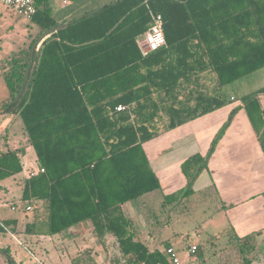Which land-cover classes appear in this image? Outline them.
Returning <instances> with one entry per match:
<instances>
[{"label":"trees","instance_id":"trees-1","mask_svg":"<svg viewBox=\"0 0 264 264\" xmlns=\"http://www.w3.org/2000/svg\"><path fill=\"white\" fill-rule=\"evenodd\" d=\"M36 5L31 19L41 26V39L0 60L10 92L0 112L22 118L45 169L24 178L22 202L12 203L26 202L34 218H46L27 223L24 232L52 236L91 220L100 238L115 237V264L167 261L165 249L151 250L137 236L123 210L160 188L144 143L220 108L225 85L264 68V0H116L62 21L51 0ZM152 11L164 17L167 46L145 55L138 37L148 30ZM207 72L213 86L204 88ZM263 93L264 86L242 103L264 152ZM119 104L126 109L118 111ZM225 129L208 155L185 165L201 159L205 167ZM25 153L26 146L0 151V181L24 170ZM8 231L17 232L16 219L0 220V232ZM232 242L223 248L222 264H253L256 237ZM164 243L171 245L170 239ZM203 248L199 243L196 255L205 260ZM3 252L0 264H17Z\"/></svg>","mask_w":264,"mask_h":264},{"label":"crops","instance_id":"crops-1","mask_svg":"<svg viewBox=\"0 0 264 264\" xmlns=\"http://www.w3.org/2000/svg\"><path fill=\"white\" fill-rule=\"evenodd\" d=\"M113 1L116 0H75L74 3L63 0L65 4L63 8L70 9L64 12L68 16L65 19L93 12ZM51 7L53 14L56 15L52 0ZM255 73L257 71L250 75ZM213 77L210 72L202 74L201 86L204 88L213 86L211 82ZM263 86L245 93L242 97ZM230 99L229 102L226 98V103L220 108L177 127L166 129L144 143L151 166L160 181V188L141 203L134 200L123 205L124 213L132 218L139 238L142 229L140 231L137 228L135 218H192L197 202L205 199L210 202L209 206L215 207L209 217L232 219L230 220L232 229L228 233L230 239L249 234L254 235L256 241L264 239V152L260 146L259 136L243 107L242 98L237 100L231 95ZM259 99L264 109V93L259 95ZM224 126L226 129L214 151L206 160V166L200 169L203 164L201 159L185 165L195 155L204 157L208 155L213 141ZM24 146H26L27 153L28 147L32 145L27 139ZM8 148H16V146ZM24 156H22V162L25 168ZM38 168L37 164L28 169L26 176H14L21 189L24 178L30 176V172ZM187 201L188 211L184 207L185 204L183 205ZM35 206L43 209L41 202ZM20 209L26 216L30 211H26L24 205H21ZM31 214L32 218L22 216L3 218L0 216V220L16 219L17 230L16 233L8 231L0 232V234H10L23 246L27 256L38 260L41 264H74L75 262L76 264H101L102 262L114 264L120 255L115 237L107 234L104 238H100L95 233L91 220L83 221L52 236L25 233L27 223L46 219L34 218L35 213L31 212ZM145 229L147 230V221L143 231H146ZM221 232L219 230L216 234H221ZM21 236H24V239ZM198 236H201L199 231ZM184 242L185 239L178 246L172 242L171 245L180 249L181 252H187L192 244ZM209 244L210 240H208ZM148 246L150 248L149 244ZM3 250L10 253L17 264H21L11 251V246L0 236V262L7 258ZM199 260L203 261L196 255L192 262Z\"/></svg>","mask_w":264,"mask_h":264},{"label":"rangeland","instance_id":"rangeland-1","mask_svg":"<svg viewBox=\"0 0 264 264\" xmlns=\"http://www.w3.org/2000/svg\"><path fill=\"white\" fill-rule=\"evenodd\" d=\"M68 1L70 3L75 2V0ZM52 6L56 12L58 21H62L65 17H68L64 12H68L70 9L63 8L65 6L63 0H52ZM42 35V28L39 24L35 23L31 18L19 14L14 8L0 3V60L12 51H18L30 45L34 47ZM263 85L264 69L243 80L225 85L221 89V94L229 102L231 101V95L240 100L245 93L254 91ZM9 94V88L0 68V102L8 98ZM27 139L22 118L19 115L0 112V150L8 147L24 146L27 143ZM23 160L25 168L21 173L16 175L17 177L26 176L28 169L37 165V153L33 146L28 147ZM21 194L22 189L15 177L0 181V216L3 218L13 216L32 218V211L27 212V217L20 207L16 210L12 209V203L20 200ZM184 204L185 209L187 208L186 210L188 211V201ZM23 205L25 206L26 202H23ZM209 205L210 202L205 199L198 201L192 218H135L137 228L140 231L142 229L140 238L143 242L148 243L151 249L155 247L164 249V242L168 239H171V242L175 246L180 245L184 239V243L190 245L202 243L204 245L203 255L205 261H193L191 264H222L223 248L235 243H230V234H228L232 229V223L230 222L232 219L225 217L213 219L209 217L210 213L215 209V207ZM146 221L147 230L143 231ZM219 230L222 232L217 235L216 232ZM198 231L201 236H198ZM0 236L11 246V251L19 263L41 264L38 260L36 261L32 257L27 256L23 246L10 234H0ZM22 238L24 239V236ZM208 240H210L209 245ZM256 253L257 258L253 264H264V239H257ZM181 257L184 260H188L187 252H182ZM101 264H107V262H102Z\"/></svg>","mask_w":264,"mask_h":264},{"label":"built area","instance_id":"built-area-1","mask_svg":"<svg viewBox=\"0 0 264 264\" xmlns=\"http://www.w3.org/2000/svg\"><path fill=\"white\" fill-rule=\"evenodd\" d=\"M0 3L7 5L8 7L14 8L19 14L25 15L31 18L37 12L36 0H0ZM152 21L148 30L141 34L139 39V45L143 54L147 55L154 51H157L165 46H167L166 35L164 31L165 20L160 12H151ZM126 105L119 104L117 110H125ZM44 168H38L37 170H32L30 176H34L39 172H44ZM19 208L17 205H13L12 209L15 210ZM27 211L32 209L31 205L25 207ZM198 250V243L192 244L187 250L188 260H184L181 257V251L177 247L170 245L165 248L166 259L165 262H160L159 264H191L192 260L196 256Z\"/></svg>","mask_w":264,"mask_h":264},{"label":"water","instance_id":"water-1","mask_svg":"<svg viewBox=\"0 0 264 264\" xmlns=\"http://www.w3.org/2000/svg\"><path fill=\"white\" fill-rule=\"evenodd\" d=\"M64 24H66V23H64ZM55 28H57V27H55ZM55 28H54V29H55ZM52 30H53V29H52Z\"/></svg>","mask_w":264,"mask_h":264}]
</instances>
